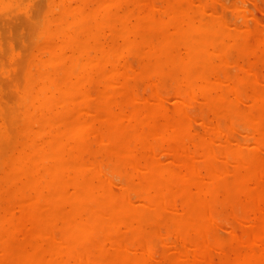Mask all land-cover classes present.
I'll return each mask as SVG.
<instances>
[{
    "label": "bare ground",
    "instance_id": "1",
    "mask_svg": "<svg viewBox=\"0 0 264 264\" xmlns=\"http://www.w3.org/2000/svg\"><path fill=\"white\" fill-rule=\"evenodd\" d=\"M72 1L59 0L57 3L56 0L55 4H51L52 14L47 25L52 27L51 31L56 35L57 41L52 42L55 37H53L54 40L53 38L50 40L51 37H49L51 42L45 41L44 45L41 42L40 45L45 50L43 51L45 55L47 54L46 57L41 60L39 67L37 61L35 62L37 71L23 73L25 82L23 81L24 85L20 90L22 102L20 105L24 108L25 121L20 129L21 134L24 135V141L14 163L12 162L13 172L8 180L17 179L22 182L26 194L23 200L16 204L22 214L31 216L32 225L26 233L22 224L13 226L11 222L13 210L11 209H14V206L12 208L8 206L11 209L5 208V213L0 214V242L5 241L7 248L4 250L15 256L14 258L10 256L12 260L14 259L11 261L13 263L10 260L8 262L11 264H89V251L93 249L101 264H197L202 258L199 256H206L207 249L212 245L221 251L222 259L217 264H264V209L260 207L259 201L257 205L260 208L257 209L261 213L252 221L247 219L250 222V228L230 249V257L227 256L229 246L227 247L225 241L212 237L209 233L211 222L215 224L211 221L213 202L216 200L217 191L220 190L219 187L225 176L230 172L234 174V188L241 191V196L247 199L252 194L248 187L249 181L256 179L261 172H264V158L260 156V153L257 155V151L262 148L260 141L264 140V89L253 87L251 94L247 93L250 100L252 99L254 113L253 110L251 111V106L248 107L249 109L239 106L245 101L237 103L240 100L236 91L237 86L240 87L238 83L236 88L232 85L228 86L230 90L224 94L220 92L212 95L211 92L219 85L215 80H220L218 71L221 69L215 71L212 61L216 59L213 57L216 54L223 61V25L227 26V23L225 24L224 21L223 23L221 19L216 21L214 19L212 23H207L203 20L204 16L195 18L194 10L184 3L185 0H175L171 4L168 8L169 21L156 22L154 20L130 22L122 15L118 0H100L103 3L107 2L102 9L99 6L101 2L96 5L91 0H79L77 4H72ZM190 1L185 2L190 3ZM203 9L206 11L205 7H199V11L203 12ZM175 15L179 17L173 20ZM241 18L243 19L244 16ZM165 24H168L171 27L170 30L176 33L175 38L166 34L156 44L143 38L144 34L141 31L143 27L149 26L160 31ZM106 25L113 37H119L124 42L125 48L120 46L122 50L140 54L142 75L147 76L153 73L159 77L165 71L164 69L169 70L171 74L182 75L176 91L174 90L175 93H172L178 99L175 98L177 101L181 100L180 103H185L183 97L189 93L193 95L194 98L188 94L194 100L199 98L200 102L205 100L209 110L212 109V113L225 114L226 118H233L235 116L233 113L238 108L240 110L237 113H240L238 116L248 118L254 122L255 127H258L252 132L253 134L249 135L251 144L248 139L243 142V145L246 143V145L249 144L248 146L252 145L251 149L245 153L240 150L232 151L230 156L234 165L232 164L231 169H227L226 165L216 167L209 160L212 155L216 158L213 154L216 149L212 151L213 143L210 144V142H215L217 138L207 137L209 141L205 138L201 149L198 145L192 144L198 146L200 151L197 149L196 152L202 151L201 155L204 156L201 163L197 161L198 165L195 166V156L187 151L186 170L178 168V171L174 172L172 167L159 164L162 161L158 157L160 161L158 163L156 159L158 152L155 153L157 147L155 144L153 146L154 140L160 134L163 137L169 136L175 139V142L178 140L184 149L185 143H182L184 128L178 122L173 127L171 125L172 129L168 130L169 132L158 131L159 128L156 129L152 123V116L140 119L127 114L126 109L124 111L121 108L122 98L128 97L126 80L129 69L124 73L117 66L118 64L112 63L108 58L109 55L112 56L113 51L116 53L117 49L103 46L101 39L104 33L100 27L104 28ZM247 29L244 31L243 27L245 33ZM257 31L255 38L261 36L259 30ZM260 38L259 41L262 43L264 36ZM144 39L146 40L145 49L140 45ZM176 41L181 44L179 45L182 51H178ZM41 49L39 53L43 54ZM151 57H154L153 65L149 62ZM93 75L101 86L95 89V101L98 108H95L96 110L88 117L87 113L88 111L90 113V110H87V107L91 93L86 85ZM149 78L151 80V77ZM226 82L227 80H223L220 83ZM136 84L139 85V83ZM151 88L154 90V87ZM157 92L156 94L159 95L157 97H161V94ZM153 93L155 94V90ZM232 93L237 100L231 98ZM119 96H121L120 99ZM189 104L188 108L185 109L183 106V109L186 111L191 109ZM155 107L157 108V103ZM186 111L181 110L185 116ZM164 119H167L166 116ZM139 121V127L135 129L133 135H130L127 130ZM217 126L214 128L215 132L219 130L218 133L224 134L220 130L224 127L218 126V129ZM167 127L169 128L170 125H166ZM89 135L97 139L95 148L88 141ZM224 136L222 135V138ZM212 139L215 141H211ZM224 140H227V136ZM132 142L135 144L133 145ZM221 142L223 151L221 149L220 154L222 158L228 159L227 144ZM4 143L1 141V144ZM101 143L105 145V147L102 146L104 148H99L98 145ZM139 146L145 149V154L146 150L150 151L149 154L153 151L155 154V161L144 164L145 168L139 164L142 166L139 167L141 169L134 166L137 155L135 151ZM102 152L109 154L114 161L120 160L125 162L126 166L133 165L136 170L137 168L139 171L142 170L144 183L133 178L129 185L117 184L116 186L120 189L117 187L116 189L111 183L115 179L110 181L108 176H104V173L105 175L107 173L104 171L103 164L96 159L103 154ZM240 168L244 171L240 172ZM227 189L228 187H226V195ZM130 190L137 192V199L135 196L133 200L135 194L130 196ZM179 197L182 201L180 208L177 207ZM253 198L255 200V196ZM161 228H164V233H161ZM123 231L128 234L122 235ZM14 233L20 235H16L17 237H22L20 242L12 239L11 235ZM154 234L159 236L161 234L160 237L166 240L170 237L169 235L174 234L175 240L177 238L181 240L185 248L172 247L175 249L173 255L169 258L163 257V260L159 257L158 261L151 241L148 240V237ZM6 243L3 244L6 245ZM173 243L178 242H174L173 239ZM179 245L181 246V243ZM165 248L167 249V246ZM3 253L5 255V252ZM7 258L5 259L8 260ZM5 259H2L1 264H8Z\"/></svg>",
    "mask_w": 264,
    "mask_h": 264
},
{
    "label": "rangeland",
    "instance_id": "2",
    "mask_svg": "<svg viewBox=\"0 0 264 264\" xmlns=\"http://www.w3.org/2000/svg\"><path fill=\"white\" fill-rule=\"evenodd\" d=\"M91 1L95 4L96 3L98 4L99 2L103 0L101 1L99 0L98 2H96L97 0H91ZM174 1L175 0H169V1L168 0H136V1L135 0H118V3L121 4L122 15L130 22H134L136 20H140V21L154 20L156 22V21H163V20L169 21L168 20V8L171 6V4ZM185 1H188V0H185ZM185 1L184 3L185 4L187 3L194 10V16L196 14L195 18H198V17L202 18L204 16L203 20L207 23H212L214 19L215 21L217 19L219 20L221 19L222 22L224 21L225 24L227 23V26L223 25L224 26V42H223L222 49H224V53H223L224 62L222 61V59L218 57L217 54L213 56L216 58V59L214 58L215 60L212 61L215 67V71H218L220 69L221 71H218L220 73L218 76L220 80L219 81H217L218 79L215 80L216 83L218 82L219 85L215 90L211 91L212 95L218 94L220 92L224 94L226 91L230 90V87H231L230 85H232L233 88H236L235 86H237V83H238L240 87L237 86L236 91H237V96L239 97L240 100L239 102L237 101V103H241V101L242 102L245 101L243 104H240L239 106H242V108L244 107L250 108L251 106V111L253 110L252 112L254 113V109L252 107V99L250 100L249 94L247 93L251 94L253 87H256L257 89H264V50H262L264 49V41H262V43L261 41H259V38L261 36H264V0H248V1L245 0L247 1L245 3L243 2L244 0L243 1L242 0H191L190 1V3H192L191 5L190 3L185 2ZM78 2L79 0H76V1L73 0L72 4L73 3L77 4ZM55 3H56V0H50V1L49 0H0V140L2 138L5 140V141H3V139L1 140L2 143L5 142L4 144H1V141H0V155H1L0 156V166H1L0 167V181H1L0 182V214L5 213L6 209L8 210L9 207L12 208L14 206V209L10 208L11 210H13V212H11V222H13V226L22 224V227H24L25 233L28 231V229L32 225V218L31 216L22 214L21 210L19 211L20 208L19 206H17L16 202L23 200V197L25 196L26 191L23 188L22 182L20 180L18 181L17 179L14 178L15 181L14 180L12 181L8 179L13 172L11 169L13 167L14 159L18 155V152L21 148V144L24 141V135L21 134V129H20L22 124L25 121L24 114H23L24 108H23V105L22 107L20 105L22 104L21 98H20L21 96L20 90L22 89L24 85L23 81L25 82V78H24L25 74L23 73L26 71H31V72L37 71L36 64L38 63V67H39L40 66L39 63L41 62V60L44 59L47 55V54L45 55V52H44L45 50L40 45L41 42H42V45H44L45 41L51 42L50 40L56 36L53 34L54 32L51 31L52 27L50 25H47L49 24L48 19L50 18L52 14V12H50L51 4H55ZM57 3H59V0H57ZM102 3L103 2L99 3V6L101 9L103 5H105L107 2H104L103 4ZM148 4H151L152 6ZM199 7L201 8L205 7L207 12L204 11V9H203V12H201L202 10L199 11ZM11 8L13 9L11 10ZM131 9L135 13H133ZM243 9L245 10V12ZM241 16H244V18L242 19ZM178 17L179 16L175 15L173 20L177 19ZM246 21H248L250 24ZM233 24H236L238 29L236 28V25L234 26ZM230 25H232L233 27ZM102 26L100 27V29H102L104 33L103 39H101L103 46L112 47V48L114 47L117 49L115 50L116 53H113L114 52L113 51L112 56L109 55L108 58L110 59L112 63L115 62L116 65L118 64L117 66L120 67L121 71H124V73L126 72V70L129 69L127 71V74L130 77L127 76V80H126L127 89L129 91L128 97L125 96L122 98V101H121L122 103L120 104L121 108L124 111L126 109L125 112H127V114L133 115L134 117H139L140 119L152 116V123L156 129L159 128L157 129L158 131H168V130L170 131L174 125H177L178 122H180L182 127L184 128L183 137L185 138V140L184 138H182L183 140L182 143L183 144L185 143L184 149H182L183 146L181 143L179 144L178 140H176L177 142L176 143L175 139L170 138L169 136L163 137V135L160 134L157 136V139L154 140L153 146L156 145L155 147H157L155 153L158 152L156 153L157 154L156 159L159 157V160L162 161L160 162L157 159L158 163L160 162L159 164H165L169 168L172 167L171 169L174 170V172L178 171V168L179 170H186L187 169L186 162H185L187 161L186 154L187 152H189V154L190 155L193 154L192 156H195V158L196 156H199L196 159L194 158L195 166L196 164L198 165V162L201 163V159L203 160L204 156L203 154L201 155L202 151L199 153V152H196V150L198 149L200 151L202 147L201 145L205 143V138H206V141H209L211 137H213L214 139L217 138L215 139L216 141L213 139L211 140L215 142H210V144L213 143L211 145V147L213 146L212 151L213 149L214 150L216 149L215 151H213V154L216 156V158H214L212 155L209 161H212L213 163L212 162L211 163L216 167H221V166L226 165L227 169H231L233 160H231L232 158L230 156V153H232V151H237V150L243 151L245 153L251 149L252 145L248 146L249 144H251L250 143L251 139H249L250 137L249 135L258 127H255L254 122L251 120H248V118L244 119L243 117H240L241 115L238 116L240 114V113L237 114L238 111H240L238 108L235 109L236 113L235 112L233 113L235 114L233 118H229V117L226 118L225 114L212 113L211 111L212 109L209 110L210 108L205 100L202 102H200L201 101L200 98H199L200 100L199 99L194 100L190 97V96L193 97L192 94L188 93L190 95L189 96L186 93V95H184L183 97L184 102L191 103V104L188 103L189 108L191 109H187L186 111L185 109L188 108V104H185L182 102L180 103L181 100L179 99L180 101H177L178 99L176 98V96L174 97V95H172V93H175L176 86L180 82L182 75L180 73L179 75L171 74L170 71L167 69H164L165 71H163V73L159 77L154 75L153 73L147 76L142 75L140 73V70H141V60L139 56L140 54L136 53L135 51L127 52L125 49L122 50V48H125L123 47L125 46L124 42L119 37L118 38L113 37L107 25L104 28ZM119 26L121 25L119 24ZM242 26L244 27V31H246V28H248L246 33L243 31ZM169 27L170 26H168V24H165L162 26L163 30L158 31L157 29L146 26V28L143 27L141 31L144 34L143 38H145L146 40L148 39L153 44L154 43L156 44L160 41L163 35L169 34L173 38L176 37V33L173 30L171 31L170 30L171 27L170 28ZM257 30H259V35L261 36L258 35L259 37L255 38L257 37L255 36ZM49 37H51L50 40L48 39ZM145 39L143 40L144 42L142 41V43L140 44L144 46V49L146 47ZM260 39L262 40V38ZM52 40H54V38ZM55 41H57L56 37H55V40L52 42H55ZM178 42L179 41H176V43L178 44L177 46L178 51H182V47L180 46L181 44ZM38 44L40 45L42 49L40 47H37L39 46ZM259 45L261 46L260 48H259ZM120 46L122 48H120ZM40 49H41V52H44L43 54L39 53ZM121 50L122 52H120ZM117 51L119 52V54ZM153 58L154 57L149 58L150 63L154 61ZM36 61L37 63H35ZM32 62L34 63L32 64ZM151 65H153V63ZM32 67L33 69L34 68L35 69L34 70L31 69ZM122 69H125V70H122ZM134 71H137V72H134ZM217 75L215 76L217 77ZM142 76L146 78L144 79V77ZM149 77H151V80ZM149 80L152 81L151 85H150ZM223 80L225 81L227 80L229 85L228 84L226 85L227 82L225 84L220 83ZM87 82L88 83L86 85V88L88 89V91L90 90L91 94H93L92 96L91 94H89L90 98L88 100V107H87V110H90V113L88 111L87 115L88 117H90L89 114L91 115L94 112V110H96L95 108H98V105H96L97 101H95L96 100L95 89L100 87L101 85L97 81L95 75L89 78ZM164 82H167V83L164 84ZM136 83H139V85ZM151 87H154L155 94L158 90L157 93L161 94V97H157L159 95L157 94L155 95L153 93L154 90ZM161 91L162 93H160ZM240 93L241 94L243 93L244 95L243 94L241 95ZM120 97L121 96H119V99ZM231 98H233L234 100H237L235 99L234 94ZM156 103H157V108L155 107ZM183 106H185V109H183ZM181 110H183V112L186 111L185 112V114L187 113L186 116L181 112ZM141 111H142V114H140ZM150 113H153V114H150ZM165 116L168 120L164 119ZM135 124L137 127L135 126ZM135 124L130 127L129 129L130 131L127 130L130 135H133V133L135 132V129L139 127L140 121L139 123L136 122ZM165 124L170 125V127L172 125V127L166 128ZM215 124L220 126V128L224 127L220 130L224 132V134H226L227 140H224V137L226 136H224L223 133H218L219 130L215 132L214 128L215 126H217ZM218 126L216 128H218ZM193 133L195 134V136H193L194 135ZM196 135L197 136L199 135V137H197ZM200 135H202L204 138ZM222 135L224 136L223 138H222ZM219 137H221L222 139L221 138L219 139ZM88 138H89L88 139L89 143L92 145L93 148H95L97 146L96 137L93 135H89ZM245 139L249 140L248 145H246L247 143L243 145V142L244 141L246 142ZM193 140L195 142H193ZM221 141H223L224 144H227L226 145L227 153L229 154L228 159L222 158V155L220 154L221 152L220 150L222 149L223 151ZM132 143L133 145L135 144V142H132ZM192 144L198 145L200 149L198 148V146L194 145L195 146L194 147ZM260 144L262 148H260L261 146L259 147L261 151L258 150L260 152L257 151V155H259L260 153V156L264 158V140L260 141ZM133 145L131 147H133ZM98 146L99 148L105 147L103 143H101ZM179 147L181 148L179 149ZM113 148H115V146H113ZM102 153L103 154H101L100 156H97L96 159L100 160L103 164L104 171L107 173V175H105L104 173V176L106 177L108 176V179H110V181L115 179L113 180V182L115 181L114 183L111 182L112 184L115 185V188L118 185L122 186L123 183L125 186L129 185L130 180L133 178L134 179L137 178L139 182L144 183V181L142 180L144 174L142 170L139 171V169H141L139 167L143 166L145 168V165L147 163L155 161L154 151L152 152L153 154L152 153L149 154L150 151L146 150V154H145V149L142 146H139L135 151L137 155H136L134 166H138L139 168V169L137 168L138 171L134 168L133 165L131 167L126 166L127 164L125 162L120 161V160L114 161V158H112L109 154L105 152H102ZM225 160L227 162H225ZM228 162L229 163L232 162V163H230L229 165ZM139 164L140 165L142 164V166H140ZM242 169L243 168H240V172L244 171V169L243 170ZM130 173H132L133 175H131ZM262 173L264 172H261V174L257 176L256 179H252L251 181H249L248 187L250 188L252 194L247 199H244V197L241 196L242 194L241 191H238L234 188V182H233L234 174L231 172L225 176V179L221 182V186L219 187L220 190L217 191V195L215 197L216 200L213 202V210H212L213 216L211 220V221H214L215 224L211 222L209 233H210V236L218 237L225 241V243L227 244V247L229 246V248H227V256L229 257L231 256L230 249L234 245H236L238 243V239L239 238L241 239L242 235L244 237V234L246 233V231L249 230L250 228L249 221H252V219H255V217L261 213L260 210H258L260 207L264 209V174ZM115 174L118 177H115L116 176ZM226 187H228L227 195H226ZM117 188L120 189V187H117ZM15 189L18 191H16ZM130 191L132 192V193L130 192V196L131 194L132 195L135 194L133 196L134 199L133 197H131L133 200H135V196L137 192L134 190H130ZM8 195L10 196L8 197ZM253 196H255V200ZM10 197H11V200H10ZM15 197H16V201H15ZM137 197L138 196H136V199ZM177 199H178L177 207L180 208L182 206V201L180 197ZM253 201L255 202V204ZM257 201L260 202L259 204L260 207H258ZM247 219L248 220L250 219V220L248 221ZM26 222H28V224ZM25 223L27 225L26 228H25ZM160 230H161V233H164V228H161ZM14 234L11 235L12 239L15 242H20L22 237L19 238L17 237V236H20L19 234L18 235L16 233ZM121 234L126 235L128 233L123 231L121 232ZM160 236L158 234H154L148 237V240L151 241L152 248H154L153 251H155V253L157 254L156 257L158 258V261L160 259L159 257H161L160 260H163L162 259L163 257L165 258L171 257L173 253L175 252L174 248H177V249L185 248L181 240H179L178 238L177 240H175L176 236L174 234L169 235L170 237H168L167 239L168 241ZM173 239H174V242H178L179 244L181 243V246L178 243H173ZM163 242L164 244L168 242L169 243L164 245ZM3 243H6V242L5 241L0 242V256H1L0 258L5 259L7 257L13 256V253L11 252L9 253L4 250L7 248V243L6 245H4ZM170 243L175 244V246L174 245L172 246V244ZM166 246H167V249L165 248ZM165 250L167 251L165 252ZM3 252H5V255ZM205 254L206 256L205 255L199 256L202 258L198 260L197 264H212L214 263V261L217 264L222 259L220 249L212 245H210V247L207 249V253ZM14 257L15 256H13V258ZM88 259H89L88 262H90L89 264H96V263L101 264L98 261V257H97V254H95V250L93 249L89 251ZM9 260L10 262L14 261V259L12 260L10 257L8 260L5 259V261H7L6 263L8 264L13 263V262L11 263L8 262ZM1 261H0V264H1Z\"/></svg>",
    "mask_w": 264,
    "mask_h": 264
}]
</instances>
